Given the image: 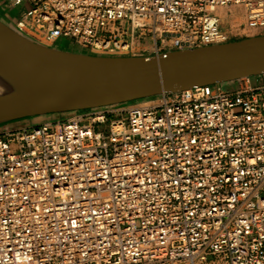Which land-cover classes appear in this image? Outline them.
Segmentation results:
<instances>
[{
    "label": "built area",
    "instance_id": "built-area-1",
    "mask_svg": "<svg viewBox=\"0 0 264 264\" xmlns=\"http://www.w3.org/2000/svg\"><path fill=\"white\" fill-rule=\"evenodd\" d=\"M27 2L19 34L97 55L231 42L219 9L264 35V0ZM237 82L1 125L0 264H264V74Z\"/></svg>",
    "mask_w": 264,
    "mask_h": 264
},
{
    "label": "water",
    "instance_id": "water-1",
    "mask_svg": "<svg viewBox=\"0 0 264 264\" xmlns=\"http://www.w3.org/2000/svg\"><path fill=\"white\" fill-rule=\"evenodd\" d=\"M0 64L25 86L0 98L1 126L264 74V35L161 56H111L49 47L0 21Z\"/></svg>",
    "mask_w": 264,
    "mask_h": 264
},
{
    "label": "rangeland",
    "instance_id": "rangeland-1",
    "mask_svg": "<svg viewBox=\"0 0 264 264\" xmlns=\"http://www.w3.org/2000/svg\"><path fill=\"white\" fill-rule=\"evenodd\" d=\"M229 14H231V13H229ZM244 22H245V18L243 16V12H239L238 20H236V19L230 20L228 23L223 24L225 29L231 35L232 40H242V39H245L247 37L259 36L257 34L258 32H246V35H248V36L242 38V33L239 32L238 30ZM153 43L154 42L150 36H147L145 40H142L140 42L138 39H134L132 42V45H131L132 46L131 49H129L128 51H122L120 56H129V55L134 56V55H136V56H143V57H153V55H155L152 52L153 51ZM56 48L60 49V50H65V51H75V52L87 51V52L91 53L88 50H84V49L80 48L73 41H68L66 39L60 40L58 42V44L56 45ZM111 55L112 56H119L116 54H111ZM241 83L242 82H228V83H222L221 85L225 89H231V88H236ZM71 114H72L71 112L55 113L51 116H48L47 118H52V120H54V122H63V121H66ZM8 124H6V125H8Z\"/></svg>",
    "mask_w": 264,
    "mask_h": 264
},
{
    "label": "crops",
    "instance_id": "crops-1",
    "mask_svg": "<svg viewBox=\"0 0 264 264\" xmlns=\"http://www.w3.org/2000/svg\"><path fill=\"white\" fill-rule=\"evenodd\" d=\"M28 6H29L28 2L23 5L16 6L14 4V0H0V21H2L3 23L9 26H13L14 23L17 21V19H19L22 16V14L27 10ZM233 41H238V40H231V42ZM82 53H89V52L83 51ZM47 117L48 116H38V117L26 118L11 122L8 125L12 127H24V126L40 125L48 121H53L52 118H47Z\"/></svg>",
    "mask_w": 264,
    "mask_h": 264
},
{
    "label": "bare ground",
    "instance_id": "bare-ground-1",
    "mask_svg": "<svg viewBox=\"0 0 264 264\" xmlns=\"http://www.w3.org/2000/svg\"><path fill=\"white\" fill-rule=\"evenodd\" d=\"M229 14L227 9H219L217 13L221 17L223 24L228 23L230 20H238L239 12L243 10H230ZM234 18V19H233ZM25 86L20 83L14 76H12L1 64H0V98L6 97L10 94L18 93L24 90Z\"/></svg>",
    "mask_w": 264,
    "mask_h": 264
}]
</instances>
